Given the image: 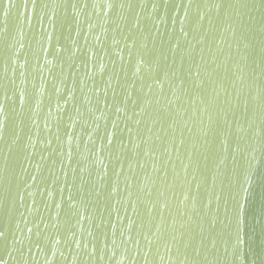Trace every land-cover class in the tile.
<instances>
[{"label":"water","instance_id":"95a60500","mask_svg":"<svg viewBox=\"0 0 264 264\" xmlns=\"http://www.w3.org/2000/svg\"><path fill=\"white\" fill-rule=\"evenodd\" d=\"M0 232V264H264V0H0Z\"/></svg>","mask_w":264,"mask_h":264},{"label":"snow or ice","instance_id":"6c2138e0","mask_svg":"<svg viewBox=\"0 0 264 264\" xmlns=\"http://www.w3.org/2000/svg\"><path fill=\"white\" fill-rule=\"evenodd\" d=\"M108 6H109V8H112V7H115V4L110 3ZM123 6H124L123 4L120 5V7H123ZM5 14H7V13L5 12ZM3 235H4V233L0 232V236H3Z\"/></svg>","mask_w":264,"mask_h":264}]
</instances>
